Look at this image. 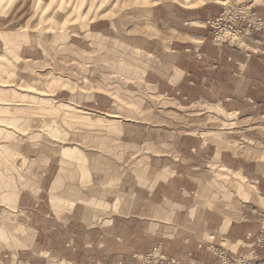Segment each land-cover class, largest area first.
<instances>
[{
  "label": "crops",
  "instance_id": "0c3cea01",
  "mask_svg": "<svg viewBox=\"0 0 264 264\" xmlns=\"http://www.w3.org/2000/svg\"><path fill=\"white\" fill-rule=\"evenodd\" d=\"M162 5L129 25L127 39L114 32L116 20L100 18L74 46L15 50L22 74L47 69L48 85L74 89L33 93L57 102L38 111L107 116L120 138L113 93H154L176 119L146 124L143 138L123 134L125 145L149 148L127 159L142 160V173L94 170L88 159L103 155L71 154L56 139L46 150L32 142L0 154V264H138L155 247L184 264H222L209 247L243 254L259 235L264 258V31L248 39L252 52L219 47L210 40L214 16L184 7L188 19L164 21L172 7ZM88 68L90 90L81 85ZM105 98L111 105L98 106Z\"/></svg>",
  "mask_w": 264,
  "mask_h": 264
},
{
  "label": "rangeland",
  "instance_id": "374dc122",
  "mask_svg": "<svg viewBox=\"0 0 264 264\" xmlns=\"http://www.w3.org/2000/svg\"><path fill=\"white\" fill-rule=\"evenodd\" d=\"M162 4L172 7L167 18L161 17L164 21H169L172 17L188 19L184 7H201L204 14L214 16L210 21V40L219 47L252 52L253 48L247 45L248 39L264 31V16L261 15L264 13V0H0V154L15 153L22 148L26 150V146L32 142L36 143V147L46 150L50 145L49 139L52 142L56 139V143H70L72 150L68 152L71 154L97 152L103 155L104 158L88 159V166L91 165L89 167L94 170L132 169L142 173L144 162H136V159L141 154H147L149 148L129 147L121 138L124 133L143 138L146 124L155 125L166 118L176 119L174 113L167 112L170 109L167 106L172 105L167 99L154 93H113L114 107H119V138L117 128L111 126L107 116L100 118L87 115L83 118L82 113L75 111V108L67 109L64 115V109L59 104L61 113L47 108H40L38 111L37 106L54 107L57 102L52 103L46 97H37L33 93H58L62 87L72 88L61 82H51L48 85L53 75L47 74V69L33 75L22 74L12 59L16 54L15 50L22 46L59 48L69 42L74 46L81 41L79 37L84 35L87 25L100 18L116 20L117 30L114 32L119 31L120 38L127 39L126 35L134 30L129 29V25L144 21V17H150L148 11L154 5ZM258 19L263 21L262 25ZM86 39L94 41L92 36L86 35ZM123 46L121 43L119 48L122 49ZM118 49L115 46L114 50H110V58L112 53L117 54ZM71 58L77 60L78 55L73 54ZM90 71L88 68L87 83L81 84L89 87V90L92 89L95 77V72L90 74ZM73 77L79 78L77 69ZM75 85L78 87L80 83ZM23 105L33 108L23 112ZM107 105H111V99H103L98 106ZM16 107L20 109L17 110ZM61 120L64 122H60ZM124 124L126 125L122 127ZM131 154L138 157L128 161ZM78 169H81L79 163ZM261 245L262 236L259 235L251 239L247 253H229L220 245H212L209 250L222 264H232L235 259H251L253 253L264 260L259 254ZM220 251L228 256V262L222 261L217 255ZM136 259L138 264H158L160 259L184 264L166 257L158 247Z\"/></svg>",
  "mask_w": 264,
  "mask_h": 264
},
{
  "label": "built area",
  "instance_id": "2783aa9c",
  "mask_svg": "<svg viewBox=\"0 0 264 264\" xmlns=\"http://www.w3.org/2000/svg\"><path fill=\"white\" fill-rule=\"evenodd\" d=\"M259 24H263V21L258 19ZM253 253V252H251ZM222 261L228 262L229 258L228 256H226V254L222 251L219 252V254H217ZM251 259H235L236 261L233 262L232 264H264V260H262V258L257 257V255L255 253H253L252 257H250ZM158 264H179L177 262H174L173 260H167V259H160Z\"/></svg>",
  "mask_w": 264,
  "mask_h": 264
}]
</instances>
